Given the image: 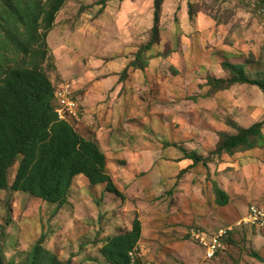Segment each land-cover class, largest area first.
Wrapping results in <instances>:
<instances>
[{
	"label": "rangeland",
	"instance_id": "obj_1",
	"mask_svg": "<svg viewBox=\"0 0 264 264\" xmlns=\"http://www.w3.org/2000/svg\"><path fill=\"white\" fill-rule=\"evenodd\" d=\"M153 26L154 0H68L58 13L47 73L57 95H67L65 104L55 96V108L98 143L125 199L84 176L63 207L0 191L2 264H26L38 243L63 262L108 264L100 248L135 218L142 264H264V226L244 222L253 206L264 210V147L213 155L221 133L264 121V92L208 86L231 78L225 63L264 77V0H164L159 43L137 68ZM167 144L197 152L209 167ZM216 184L227 206L217 203ZM221 229L228 230L223 248L208 259L195 235Z\"/></svg>",
	"mask_w": 264,
	"mask_h": 264
},
{
	"label": "trees",
	"instance_id": "obj_2",
	"mask_svg": "<svg viewBox=\"0 0 264 264\" xmlns=\"http://www.w3.org/2000/svg\"><path fill=\"white\" fill-rule=\"evenodd\" d=\"M67 1L0 0V191L28 193L63 207L69 202L75 178L84 176L91 186L105 185L108 193L124 200L107 172V160L98 143L82 137L71 124L60 120L56 112V91L47 73L52 60L47 37ZM163 1L154 0L151 39L136 56L135 67L142 53L159 43ZM224 69L231 78L209 79L208 86L213 91L249 84L264 92V77L252 78L243 66L233 63H225ZM236 129L235 135H219L214 156L264 147V121L248 129ZM166 146L179 149L194 166L209 167V159L195 151L188 152L175 144ZM17 162L16 176L10 185L9 172ZM215 191L217 203L227 206L230 197L226 191L217 184ZM141 237L142 224L135 218L132 228L106 240L100 253L108 264H142L137 254ZM256 257L260 258L257 254ZM26 264H70V261L63 262L38 243Z\"/></svg>",
	"mask_w": 264,
	"mask_h": 264
},
{
	"label": "built area",
	"instance_id": "obj_3",
	"mask_svg": "<svg viewBox=\"0 0 264 264\" xmlns=\"http://www.w3.org/2000/svg\"><path fill=\"white\" fill-rule=\"evenodd\" d=\"M67 95V90L62 89V91L55 94V96H58L61 98L62 104H65L66 101L64 100ZM70 111V110H69ZM58 117L60 120H63L62 112H58L56 110ZM246 224H255L258 226H264V210L260 209L257 206H253L250 211L249 217H246L244 219ZM228 235V230L221 229L220 231L212 234L207 235L205 233H199L195 235L196 240L201 245V247L206 252V257L208 259H214L217 257V254L220 252V250L223 248V239Z\"/></svg>",
	"mask_w": 264,
	"mask_h": 264
}]
</instances>
